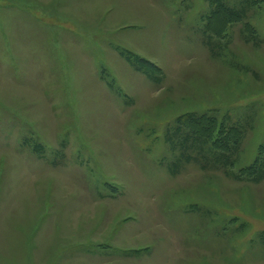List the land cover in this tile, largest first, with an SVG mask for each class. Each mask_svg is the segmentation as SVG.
<instances>
[{
    "label": "rangeland",
    "instance_id": "rangeland-1",
    "mask_svg": "<svg viewBox=\"0 0 264 264\" xmlns=\"http://www.w3.org/2000/svg\"><path fill=\"white\" fill-rule=\"evenodd\" d=\"M0 264H264V0H0Z\"/></svg>",
    "mask_w": 264,
    "mask_h": 264
},
{
    "label": "trees",
    "instance_id": "trees-1",
    "mask_svg": "<svg viewBox=\"0 0 264 264\" xmlns=\"http://www.w3.org/2000/svg\"><path fill=\"white\" fill-rule=\"evenodd\" d=\"M206 119L207 120L196 117V116H192V115H183L179 117V122L181 124H185L189 127H192L195 133L199 135H204L209 128H212V132H216L215 128L212 127V125H208V126L204 125L205 123H213L214 119H209V118H206ZM231 139L232 141H235V140L237 141L238 135H234ZM224 147H225V150H228L230 148V146H224Z\"/></svg>",
    "mask_w": 264,
    "mask_h": 264
}]
</instances>
